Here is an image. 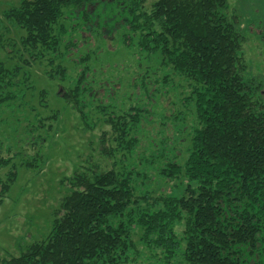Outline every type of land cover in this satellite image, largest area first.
<instances>
[{
    "label": "trees",
    "instance_id": "obj_1",
    "mask_svg": "<svg viewBox=\"0 0 264 264\" xmlns=\"http://www.w3.org/2000/svg\"><path fill=\"white\" fill-rule=\"evenodd\" d=\"M111 4L124 16L110 27L100 10ZM120 21L124 47L157 63L153 77L130 80L127 104L123 81L104 79L96 68L102 42ZM5 23L20 31L17 41L5 36L11 33ZM245 42L228 0H154L149 7L143 0H18L7 6L0 43L17 61L0 59L1 124L7 110L25 116L24 97L34 86L25 66L39 63L48 79L66 82L57 95L84 127L108 128L99 137L104 160L88 158L61 179L67 192L48 233L1 263L137 264L145 256L146 264L175 257L186 264H264V81L245 75ZM53 116H25L20 140L37 146ZM9 138L0 132V203L19 167L44 161L39 151L13 150ZM181 221L179 238L175 223Z\"/></svg>",
    "mask_w": 264,
    "mask_h": 264
},
{
    "label": "rangeland",
    "instance_id": "obj_2",
    "mask_svg": "<svg viewBox=\"0 0 264 264\" xmlns=\"http://www.w3.org/2000/svg\"><path fill=\"white\" fill-rule=\"evenodd\" d=\"M18 0H0V16L3 10ZM144 6L149 7L154 0H143ZM230 8L237 14L242 33L246 37L242 55L247 68V78L256 77L264 81V0H228ZM116 4H111L100 10V18L107 19L111 27L115 19L123 18V11ZM11 30L6 37L16 39L20 31L14 26L5 23ZM111 33V37L102 42L104 50L101 54V61L96 64L97 70L103 72L104 79L113 78L116 82L121 79L123 85L121 95H125V103L131 101L130 86L128 83L133 77L146 75L153 77V69L157 63L147 60L143 55H135L131 49H126L120 41L124 28L117 25ZM4 30V29H2ZM18 46V45H17ZM14 47V49L17 48ZM0 59L8 65L17 61L15 52L7 53L5 47L0 43ZM34 83L32 89L26 91L24 97L25 116L33 119L34 113L46 117L55 112L51 120L50 130L37 146H31L24 139V115L7 110L3 118L6 124L0 122V132L3 136H9L13 150L33 154L39 151L44 158L38 168L19 167L17 178L10 188L7 196L0 203V264L1 259L18 255L33 239L44 237L49 229L52 220V212L59 202V198L67 192L62 184V178L70 176L77 168L88 165L90 161H103L98 152L99 137L102 130L108 126L96 127L89 130L83 126L78 112L71 104L64 101L57 95L59 86H66V82H59L57 79L50 80L43 73V66L39 63H31L25 66ZM154 73V74H153ZM260 101L264 104V85L261 91ZM46 106H42L45 104ZM33 108V109H32ZM21 110V108H19ZM54 115V114H52ZM51 115V116H52ZM19 120V122H18ZM191 118H188L190 122ZM48 122V120L46 121ZM14 127V129H11ZM158 187H163V192H168V185L162 182ZM185 188V183L179 189V193ZM184 223H175V232L180 238L182 236ZM141 250L144 248L140 246ZM146 256L151 252L144 249ZM145 256L139 258L137 264H146ZM151 264H162L156 260H150ZM170 264H186L180 257H175Z\"/></svg>",
    "mask_w": 264,
    "mask_h": 264
}]
</instances>
